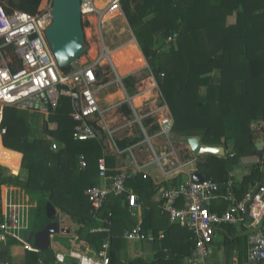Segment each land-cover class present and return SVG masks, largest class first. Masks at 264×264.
<instances>
[{
    "label": "trees",
    "instance_id": "16d2710c",
    "mask_svg": "<svg viewBox=\"0 0 264 264\" xmlns=\"http://www.w3.org/2000/svg\"><path fill=\"white\" fill-rule=\"evenodd\" d=\"M41 2L0 0L8 13L16 10L36 13ZM122 6L147 59L150 75L157 80L175 117V136L199 135L204 144L233 150L225 156L208 154L197 162L198 171L219 183L220 195H223L232 171L242 158L258 154L254 124L264 123V0H122ZM232 17L234 22L229 21ZM63 70L66 72L70 68ZM98 74L103 76L101 72ZM122 81L131 95L137 93L134 75L125 76ZM121 110L133 114L128 104H124ZM73 111L72 100L62 97L59 107L45 116L48 129L39 127V134H42L39 138L24 111L22 113L11 106L5 109L3 126L7 133L3 136V143L7 148L23 153L22 169L28 176L21 182L17 180L20 176L11 178L5 175L6 169L0 165V223L3 222L2 187L18 181L31 192L48 195L36 209L35 219L30 208L27 215L25 210L21 220L27 224V230L23 228L21 233L44 228L49 222L46 204L50 201L67 220H78V238L73 244H79L80 251L88 252L86 243L100 248L107 232L89 233V227L102 224L91 216L92 206L85 191L98 184L99 159L106 157L111 168L109 176H112L116 157L105 154L108 145L104 139L81 141L75 138ZM152 122V118L146 120L147 124ZM158 129V124L153 125L150 134ZM142 139L143 134L121 140L119 147L123 150ZM54 142L60 145L57 149L52 147ZM9 149L4 148L1 141L0 150L13 154L21 165V153ZM80 154L88 160L84 170H78ZM263 162L262 156L251 173L233 185L239 199L255 181L264 179ZM147 177L132 175L127 185L139 197H149L154 183ZM14 197L15 202L21 203ZM124 198L111 195L102 213L104 217L112 213L114 243L120 240L123 230L135 226L131 223L128 202L122 205ZM211 210L223 211L219 207H211ZM149 217L155 219V210L150 211ZM146 218L143 223L145 232L154 227L147 224ZM161 218V226L153 228L155 240L151 249L156 252L153 260L139 256L125 263L120 259V251L112 246L109 250L112 264H186L185 259L195 246L192 232L179 224H169L167 215L163 214ZM61 226L65 230L60 231L58 237L65 239L71 226L62 220ZM164 229L165 237L160 244L159 231ZM228 229L230 236L227 235L224 248L229 254L226 261H232L233 250H238L241 255L247 253L248 237L233 232L232 226ZM17 243L21 244L13 237L8 243L0 242V263L56 264L52 243L46 251L26 249L24 258L16 261L12 246Z\"/></svg>",
    "mask_w": 264,
    "mask_h": 264
},
{
    "label": "built area",
    "instance_id": "2783aa9c",
    "mask_svg": "<svg viewBox=\"0 0 264 264\" xmlns=\"http://www.w3.org/2000/svg\"><path fill=\"white\" fill-rule=\"evenodd\" d=\"M121 12H124L122 0H109L102 7L98 5L97 0H82L85 28L87 25L85 16L92 15L93 22L103 25ZM52 21L53 0H42L36 13L23 10L8 13L0 4V136L3 137L7 133V128L3 126L7 107L15 106L23 110L50 114L59 107L62 97H69L74 107L71 116L76 123L75 138L81 141L100 138L97 133L99 130L105 144L117 153H123L124 150L120 149L118 142L123 139L121 135L123 131L132 127L133 124L131 122L119 124L120 120H112L108 111H111L115 104L104 106L98 92L99 88L104 86L98 73L99 70L103 72L102 59L107 57L109 50L99 49L96 58L89 56V59L83 60L87 55L85 54L68 67L69 71L64 72L59 67L46 37V29ZM155 85L161 92L157 81ZM124 101L130 103L135 113L138 107L134 106L131 97L128 95ZM160 110L163 115L158 122L156 121L159 129L153 136L148 134L141 119L139 123L146 140L150 142L155 152L153 164H156L164 175L175 176L181 173V168L184 167L182 164L175 165L176 153L168 150L167 145L158 152L154 143H151V138L161 140L165 138L168 144L172 142L175 119L167 103L161 106ZM156 122L154 120L151 126ZM136 145L128 148L131 155ZM53 148H58V144L54 143ZM132 157L136 164L134 169L127 167L115 169L112 176L108 175L110 169L106 165V158L99 159L103 183L88 187L85 194L91 202L92 217L104 224L98 227L91 226L88 230L89 233L107 232V237L100 248L86 243L91 253L82 252L80 248L71 250L69 255L77 259V264H112L109 254L113 243L110 221L112 213L109 212V217L106 218L102 217L101 212L105 201L111 195L126 194L129 208L132 210L140 206L138 195L127 185V180L132 175L142 173L145 166L137 161V156ZM193 162L190 161V163ZM79 164L82 169L87 168L88 162L84 154L79 157ZM144 176L148 175L144 173ZM220 191L219 183L210 179L195 182L193 176L179 186L173 185L170 188L161 189V197L165 200V208L172 221L180 222L195 235V246L192 254L187 258L188 262L190 264H241L238 259L210 261V247L215 241L217 226L223 223L241 225L243 222L246 223V217H248L251 219L248 229H255V232L249 235L245 264H264V180L250 188L242 199L238 198L232 183L228 182L224 197L228 200L229 206L223 212L211 210L212 202L221 196ZM182 200L183 206L179 207L177 203ZM29 208L28 203H17L8 197L4 204L2 202L3 222L0 223V242L8 243V239L13 237L25 248L39 252L40 249L26 239V232L21 233L25 228L24 225L27 227L25 221L22 223L21 218L25 210L26 215L29 214ZM124 237L130 241L154 238L145 234L141 223L131 230H126ZM65 260V253L56 255V261L63 263Z\"/></svg>",
    "mask_w": 264,
    "mask_h": 264
},
{
    "label": "crops",
    "instance_id": "0c3cea01",
    "mask_svg": "<svg viewBox=\"0 0 264 264\" xmlns=\"http://www.w3.org/2000/svg\"><path fill=\"white\" fill-rule=\"evenodd\" d=\"M125 14V13H124ZM85 27V26H84ZM85 33H86V28H85ZM86 40H87V34H86ZM135 40H136V42H138L137 41V39L135 38ZM87 42H89V39L87 40ZM90 44H92L91 42H90ZM137 45L139 46V43H137ZM139 48H140V46H139ZM89 49H90V45H89ZM87 54V53H86ZM88 54L89 55H91L90 54V52H89V50H88ZM87 54V55H88ZM91 57V56H90ZM106 65V64H105ZM105 65H104V67H103V69H101L103 72H105ZM99 72H100V70H99ZM103 72H101V73H103ZM103 76H101L100 78H102ZM124 78V77H123ZM122 77H121V82L123 83V81H122V79H123ZM154 80L155 81H157L155 78H154ZM155 81H154V84H155ZM103 84V83H102ZM104 85V84H103ZM124 85V84H123ZM108 86H101L100 88H99V90H98V92H99V94H100V97H101V99H102V101H103V105L105 106H107V104H106V102H105V100L102 98V96H101V94H102V92L104 91V90H106V89H108L107 88ZM124 88H125V91H123L122 89H121V95H122V97H123V99H121V100H116L117 102H113V101H111L108 105H112V103L113 104H115V107H116V105H120V109H119V111L118 112H113V110H111V113L109 114L110 115V118L112 119V120H121V121H123L124 119L125 120H129L128 118L129 117H131L132 116V114H126L124 111H122L121 110V108H122V106L124 105V104H128L130 107H131V105L129 104V103H126L124 100H125V98H126V95H125V92L126 93H128L127 92V90H126V87L124 86ZM149 88L150 87H148V90H149ZM157 87H156V85L153 87V90L154 91H158V88L156 89ZM152 90V95H153V91ZM137 93H138V91H137ZM137 93L135 94V95H130V97H131V99H132V102H133V98L137 95ZM111 94H114L113 92H111V93H109V95H111ZM129 95V94H128ZM155 95V94H154ZM153 97V96H152ZM114 100H115V97H114ZM107 102H109V101H107ZM122 102V103H121ZM134 104V103H133ZM144 104H145V102H144ZM143 104V105H144ZM135 106V105H134ZM13 107H15V106H13ZM141 107H143V106H141ZM141 107H138V108H141ZM168 107H169V105H168ZM15 108H17L18 110H20V111H29V112H38V111H33V110H23V109H21V108H18V107H15ZM132 108V107H131ZM169 109H170V107H169ZM171 110V109H170ZM172 112V111H171ZM38 113H40V112H38ZM42 114V117L43 118H45V116L47 117L48 116V114H44V113H41ZM173 114V113H172ZM30 120H31V124L33 123L32 121V117L29 115V117H28ZM175 119V118H174ZM146 120L147 119H144V125L146 126V128L147 127H149L148 128V134L150 135V136H153L154 134H155V132L153 133V134H150V129H151V124H147L146 123ZM40 125H42V126H44L45 127V129H48L47 127V125L45 124V119H44V122H43V124H40ZM175 125V124H174ZM32 126L35 128L34 129V132H35V135H38V137L40 138V137H42V134L40 133L39 134V131H40V129H39V127H42V126H39L38 127V125H35L34 123L32 124ZM254 128H255V131H256V139H255V141H256V143L257 142H264V123H257V124H254ZM129 129V128H128ZM174 129V128H173ZM130 130V132L129 133H127V132H125L126 131V129H125V131H123V133L121 134L122 135V137H123V139L122 140H126V139H128V138H137V137H140L141 136V134H143L144 135V139L146 138V136H145V134H144V132L142 131V130H139L140 132H139V134H134V128H132V129H129ZM128 130V131H129ZM125 132V133H124ZM172 133H174V131L172 132ZM34 134V133H33ZM190 137H199L200 139H201V137L199 136V135H193V136H190ZM182 138H185V137H183V136H181V137H179L178 135L177 136H175V134H173V136H172V141L174 140V141H176L177 139H182ZM189 138V137H188ZM187 138V139H188ZM99 139H101V138H99ZM144 139H142V140H144ZM142 140H140V141H138L137 143H135V144H139V143H141L142 142ZM1 141H2V146L4 147V148H6V149H9V148H7L5 145H4V143H3V137H1L0 136V146H1ZM121 141V140H120ZM54 143H57V142H54ZM153 143H156V148L158 149V147H159V145H161V147H162V145H163V143H164V141L163 140H161V139H157V138H154V142ZM58 145H59V143H57ZM135 144H133V145H135ZM132 145V146H133ZM143 145V144H142ZM158 145V146H157ZM184 145V144H183ZM60 146V145H59ZM132 146H129V147H127V148H125V149H123L124 150V152L123 153H117L114 149H112L109 145H108V147H107V149L105 150V154L106 155H113V156H115L116 157V167H115V169H119V168H123V167H127V168H130V169H134L135 167H136V164H135V162H134V160H133V157L132 156H137L135 153H134V149L132 150L133 152H132V155H131V153H130V150H128V148H130V147H132ZM141 146V145H140ZM52 147H53V144H52ZM110 147V148H109ZM53 149H55V148H53ZM57 149V148H56ZM132 149V148H131ZM9 150H13V149H9ZM13 151H15V152H18V153H21V152H19V151H16V150H13ZM233 150H230V149H226V152H232ZM82 154H80L79 155V157L81 156ZM21 156H22V159H21V165L19 164V161L15 158V156L13 155V154H11L10 152H8V151H3V150H0V165H2L5 169H6V172H5V175L7 174V176H10L11 178H14V177H19L20 175H21V173H22V175L24 174V178L25 179H27V173H25V172H23V169H22V160H23V153H21ZM124 156H126V157H124ZM262 156L264 157V146H263V151H262ZM262 156H260L259 154H256V155H250V156H246V157H243L242 158V161H241V163L239 164V166L238 167H236L233 171H232V173H231V176H232V178L230 179V181H229V183L231 182L232 183V187H233V185L236 183V182H239V181H242L243 179H244V177L246 176V175H248V174H250L251 173V171H252V168L254 167V164L255 163H258L260 160H261V157ZM196 158H197V161H196V159H194V161H196V163L195 162H193V159L191 160V162H193V163H191L192 165H190V166H194L195 165V167L194 168H190L189 169V172H181V173H179L178 175H176V176H174V178H168V176H170V175H167V174H165V176H164V173L158 168V166H156V165H154V166H156L155 168H154V171H150L149 170V167L150 166H153V165H149V164H144L143 162L141 163V162H139V163H141L143 166H145L144 168H143V171H142V173H139V174H144V173H146L147 175H148V177H150V179H152L153 180V189L151 188V193H150V196L149 197H139V203H140V206L138 207V208H136V209H134V210H132L131 208L129 209L130 210V212H131V217H132V219H131V223L133 224V225H138L139 223H141V225H142V227L144 226V219L146 218L147 219V224H152V225H154V227L155 226H157V227H160L161 225V216L164 214V215H167L168 216V223L169 224H171V225H173V224H179L180 226H182V228H185L187 231H190V232H192V234H193V239H194V242H195V235H194V233H193V231L192 230H190L188 227H186V226H184V225H182L180 222H178V221H172V219H171V216H170V214H169V212L166 210V208H165V200L161 197V189L162 188H164V187H171V186H173V185H176V186H179L180 184H182L183 182H186L188 179H189V177L190 176H192V172L193 171H198V169H197V162H198V157L197 156H195ZM106 158V157H105ZM86 159H87V157H86ZM129 160H131V161H129ZM87 162H88V160H87ZM140 164V165H141ZM263 164H264V162H263ZM106 165H107V160H106ZM88 166V165H87ZM107 167L111 170V168L107 165ZM85 169V168H84ZM83 169V170H84ZM264 169V168H263ZM9 170V171H8ZM78 170H82V168L80 167V164H79V158H78ZM15 171L17 172L18 171V173H15ZM99 171H100V166H99ZM109 172L110 171H108V175H109ZM163 173V174H162ZM21 175V176H22ZM147 177V178H148ZM24 179V180H25ZM264 180V179H263ZM262 180V181H263ZM22 181V180H21ZM262 181H260V180H257V181H255V183L253 184V185H250V188H252L253 186H255V185H257L258 183H260V182H262ZM103 183V180H102V178H101V176H100V173H99V175H98V184H96V185H101ZM14 184H17V182H13V183H9V184H5V185H3V187H2V196H3V198H2V202H3V204H4V202H5V200H6V198L8 197V198H12L13 199V195H14V193H15V189H14V187H15V185ZM23 184V183H22ZM233 189H234V187H233ZM133 190V189H132ZM17 192L19 193L18 194V196L17 197H14L15 198V200L17 201V200H22L21 202H26V200H28L29 202H31L32 203V205L30 206V209H31V211L32 212H34V216H33V218L35 219V217H36V209L39 207V205L37 204V206H36V201H33L32 199H31V197H30V192L31 191H29L28 189H27V187L23 184V187H21V188H19L18 190H17ZM35 193V192H34ZM40 194V193H39ZM224 194H226V193H224ZM224 194L223 195H221L219 198H217L216 200H214L213 202H212V204H211V207H219L220 208V210H223V211H225L227 208H228V206H229V202H228V200H226V198L224 197ZM138 195V194H137ZM46 197L48 196V195H45ZM115 196V195H114ZM122 196H125V198L123 199V202H122V205H125V203H127L128 201H127V195L126 194H124V195H122ZM110 197V196H109ZM108 197V198H109ZM19 198V199H18ZM28 198V199H27ZM242 199V198H241ZM108 200V199H107ZM107 200L105 201V205H106V203H107ZM27 201V203L29 204V202ZM48 202H50V201H48ZM30 205V204H29ZM177 205L179 206V207H181V206H183V200L182 201H179L178 203H177ZM92 208V207H91ZM104 208H105V206H104ZM104 208L102 209V212H101V215H103L102 213H103V210H104ZM91 210V209H90ZM152 210H155V219L153 220V218H150L149 217V214H150V211H152ZM223 211H219V212H223ZM91 214V213H90ZM92 216V215H91ZM58 217H59V215H58ZM102 217H104V216H102ZM107 218V217H106ZM59 220H60V217H59ZM67 220V219H66ZM34 221V220H33ZM149 221L151 222V223H149ZM250 221H251V219L250 218H248V217H246V223H242L241 225H236V224H230V223H223V224H221V225H219V226H217V230H216V236H215V241H214V243L211 245V247H210V255H209V260L210 261H222V260H228L227 259V256H229V254H227V252L225 251V248H224V241H225V239H226V237H227V235L228 236H230V234H229V229H228V226H232V228H233V232H235V233H241L240 235L241 236H247L248 237V239H247V242L249 241V235H250V233L249 234H246V232H248L249 231V229H248V225H249V223H250ZM29 221H27V223H28ZM71 222H73L76 226H77V228H76V231L73 233L72 232V227L70 228V229H68L67 231H68V237L66 236L65 237V239L67 238L68 239V243L73 247V249L72 250H75L77 247H78V245L79 244H73L74 242H75V238H78V236H77V231L79 230V228H80V224H79V222H78V220H76V219H74V220H71ZM101 222V224H104V222H102V221H100ZM60 223H61V220H60ZM121 223H123V222H121ZM25 226V230H27V228H26V225H24ZM135 226H133L131 229H133ZM154 227H152V228H150L148 231H144L145 232V234L147 235V236H151V237H154L153 239H150L149 237H147L145 240H147V241H145L146 243H148L149 244V248H148V252H145L144 251V255H145V258L146 259H148V260H153V258H154V256H155V251H153L152 249H151V243H152V241L153 240H155V234H154V230H153V228ZM61 228H62V226H61ZM112 228H113V225H112ZM131 229H125V230H123V232L121 233V235H122V237L120 238V240H117L115 243H114V245H113V243H112V246L115 248V249H117V250H119L120 251V259L123 261V262H128V261H130V260H132V259H134V258H136V257H139V255H138V253L136 252V251H134L133 250V248L132 247H134V249H135V246L132 244V251L130 250V248H128V247H126V244H125V240H127L124 236H125V231L126 230H131ZM29 230H31V228H29ZM63 230H65L64 228H62V230L61 231H63ZM143 230H144V228H143ZM165 229L164 230H161V231H159V241H160V244H161V241L164 239V237H165ZM112 233V232H111ZM112 238H113V236H112ZM71 239H72V241H71ZM141 242H144V241H141ZM73 244V245H72ZM143 246V245H142ZM63 248L65 249L66 247L65 246H63ZM62 248V249H63ZM194 248V247H193ZM25 250H26V248H24V246L22 245V244H15V245H13L12 246V251H13V256H14V258H15V260L16 261H19L20 259H22V258H24V255H25ZM193 250V249H192ZM88 252H90L91 253V251L90 250H88ZM58 253H65V252H63V251H59V252H57L56 253V255L58 254ZM66 254V260H65V262H63V263H61V262H58V261H56V264H67V263H77V259H75V258H72L70 255H69V253H65ZM242 254V253H241ZM239 252H238V250H233V253H232V255H231V260H233V259H238V261L241 263V264H245V262H246V257H247V253L246 254H244V255H241ZM153 256V258H151ZM187 258H188V256L186 257V259H185V262H186V264H190L189 262H188V260H187ZM9 263V262H8ZM7 262L5 263V262H2V263H0V264H8Z\"/></svg>",
    "mask_w": 264,
    "mask_h": 264
},
{
    "label": "rangeland",
    "instance_id": "374dc122",
    "mask_svg": "<svg viewBox=\"0 0 264 264\" xmlns=\"http://www.w3.org/2000/svg\"><path fill=\"white\" fill-rule=\"evenodd\" d=\"M117 14H119V13H117ZM125 16L126 15L124 14V12H121L119 15L114 16L110 22H105L103 25H99L98 22H96V23L93 22L94 18L92 15L85 16L84 19L87 22L86 23L87 24L86 25L87 40L89 39L88 44L90 45L89 52H90L93 44H95L97 46L96 50H97V54H98L99 49H101V50L103 49V51L104 50L111 51V50H114V49H116L122 45L127 44L132 39H135L136 38L135 33L132 30L131 25L128 23L127 17H125ZM234 20L235 19L233 17L231 19H229L230 22H234ZM88 30H90L92 33V35L90 37L88 36ZM90 42L92 44H90ZM87 54H88V52H87ZM89 56H91V58H93L92 55L88 54L83 58V60L89 59L90 58ZM102 64L103 65L106 64V65H105V69H104L105 72L103 73V77L101 78V83H103L104 86H108L107 87L108 89L104 90L102 92L101 96L105 100L107 105L111 101L117 102L118 100L123 99V97L121 95L122 93L120 91H121V89L123 91H125L124 90L125 84L120 81V78L121 77L123 78V77L131 75V74L137 78V83H136V88L138 91L137 94L140 93L143 96L144 101H145V104L143 105V107H141V108L135 107L136 111H135V113L132 114L131 117L128 118L129 119L128 121L125 119L123 121L120 120L119 124H125L127 122H131L133 125H132V127H129V129L134 128V134H139V132H140L139 130H141V124L139 123L140 119L142 120L143 124H145L144 119H148V118H152L153 121L155 120V122L156 121L158 122L160 120L161 116L163 115V112L160 110V107L163 106L167 102L164 99V97L161 95L160 90H158V91L153 90V87L155 86V84H154L155 80H154V77L150 75L151 72L149 69V64L147 62V59H146V66H144L143 68L136 70L135 72H132L128 75H124L122 73V71H124L123 68H125L123 65H121L119 63H117V64L112 63L111 61L108 60V57H104L102 59ZM148 87H150L149 90L154 91L153 95H151L150 99H147V96H146V91L148 90ZM111 92H113L114 94L109 95V93H111ZM127 92H128V90H127ZM127 94H129V96L131 95L129 92ZM127 94L125 92L126 98L128 96ZM114 97H115V100H114ZM107 101H109V102H107ZM126 103H129V102L127 101ZM167 105H169V104L167 103ZM119 109H120V105H116V107L115 106L112 107L113 112H115V111L118 112ZM166 112H168V111L166 110ZM110 113H111V111H108V114H110ZM25 114H27L28 117H29V115L32 117V120H33L32 122L35 125H38V127L42 126L40 124H43L44 118L42 117L41 113L25 111ZM173 117H174V115H173ZM157 122H156V124H158ZM150 127H152V126H150ZM148 128L149 127H147V130H148ZM129 129L127 128L125 132L129 133L130 132ZM173 134L174 133H172V136H173ZM187 138L188 137H185L182 139H177L176 141L173 140L172 142H170V144H168L167 140L165 138H163V140L165 142L163 143L162 147L167 145L168 146L167 149L169 148L168 150H172L176 153L177 157H176L175 165H181L182 164L184 166L181 168L182 172H189L190 168H194L195 165L190 166V165H192L190 163V161H191L190 159H193V158L197 159L195 157L196 154H194L192 152V150L189 146ZM153 142H154V138H151V143H153ZM155 146H156V143H154V147ZM162 147H161V145H159L158 152H161ZM134 153L137 155V158H136L137 161H139L141 163L143 162L144 164H150V165L153 164L152 160L154 159L153 155H155V152L153 151L150 142L147 141L146 138L144 140H142L141 143H139L138 145L135 146ZM124 157H126V156H124ZM129 161H131V160H129ZM196 161H194V162L196 163ZM154 165H156V164H153V166L149 167L150 171H154V168L156 167ZM21 175H20V178L17 180L21 181V179L22 180L25 179L24 174L22 176ZM168 178H174V176H168ZM14 185H15L14 195H15V197H17L19 194L17 192V190L19 188L23 187V184L17 181V184H14ZM30 197L33 201L37 202L36 206H37V204L41 205L42 201L47 199V197L45 195H43L42 193L39 194V193H34V192H30ZM20 201H22V200H20ZM58 214L64 223L70 224V226L72 227V232L74 233L76 231L77 226L73 222H71V220H66V217L63 215H60L59 212H58ZM33 216H34V212H32V217ZM58 234L59 233L55 234L52 237L51 249L56 253L59 252L60 250L65 252V253H69L73 249V247L67 242L68 241L67 238L62 239V238L58 237ZM67 237H68V235H67ZM125 244H126V247L130 248L131 251L133 248V250L136 251L139 256L145 258L144 251L148 252V248H149L148 243L141 242V241L125 240ZM132 244L135 246V249H134V247H132ZM63 246H65L66 248L64 249ZM151 258H153V256Z\"/></svg>",
    "mask_w": 264,
    "mask_h": 264
},
{
    "label": "water",
    "instance_id": "95a60500",
    "mask_svg": "<svg viewBox=\"0 0 264 264\" xmlns=\"http://www.w3.org/2000/svg\"><path fill=\"white\" fill-rule=\"evenodd\" d=\"M46 37L62 69L69 67L88 52L89 44L86 40L82 16V0H53V21L46 29ZM97 133L102 139V133L99 130ZM188 143L192 152L199 158L208 154L225 156L227 153L224 146L204 144L199 137H189ZM263 146L262 141L256 143L260 156H262ZM192 176L195 182H203L207 179L199 171H193ZM46 213L49 222L44 228L37 232H28L25 236L27 240H33L34 245L41 251L49 250L52 237L62 230L58 210L51 202L46 204ZM254 232L255 229H250L246 234Z\"/></svg>",
    "mask_w": 264,
    "mask_h": 264
},
{
    "label": "bare ground",
    "instance_id": "6f19581e",
    "mask_svg": "<svg viewBox=\"0 0 264 264\" xmlns=\"http://www.w3.org/2000/svg\"><path fill=\"white\" fill-rule=\"evenodd\" d=\"M108 1L109 0H97V3L100 7H102ZM112 13H115V12H112ZM91 35H92L91 31L88 30V36L90 37ZM137 43L138 42H136L135 39H132L127 44L122 45V46H120L114 50H111V51H109V54H107L109 61H111L112 63H115V64L119 63L125 67V68H123L124 71H122V73L124 75H128V74L135 72L136 70H139V69L143 68L144 66H146L145 56L143 54V51H141V49L137 45ZM96 47L97 46L95 44H93L92 48L90 50V53H91L93 58L97 57ZM151 92H152V90L146 91L147 99L151 98V95H152ZM133 99H134L133 103L136 107L143 106V104L145 102L143 96L140 93L137 94L135 96V98H133Z\"/></svg>",
    "mask_w": 264,
    "mask_h": 264
},
{
    "label": "clouds",
    "instance_id": "9594fccd",
    "mask_svg": "<svg viewBox=\"0 0 264 264\" xmlns=\"http://www.w3.org/2000/svg\"><path fill=\"white\" fill-rule=\"evenodd\" d=\"M27 233H28V232L25 233V236H26ZM28 241H29V240H28ZM29 242H30L31 244L34 245L33 240H30ZM34 246H35V245H34ZM24 248H25V247H24ZM26 249H27V248H26ZM40 251H41V250H40ZM11 264H12V263H11Z\"/></svg>",
    "mask_w": 264,
    "mask_h": 264
}]
</instances>
